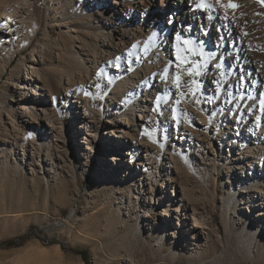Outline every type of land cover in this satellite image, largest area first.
<instances>
[{
    "label": "rangeland",
    "instance_id": "374dc122",
    "mask_svg": "<svg viewBox=\"0 0 264 264\" xmlns=\"http://www.w3.org/2000/svg\"><path fill=\"white\" fill-rule=\"evenodd\" d=\"M65 1L0 5L10 16V43L0 44V264H86L79 249L88 264H264V202L247 201L264 195V78L232 64L241 49L256 51L264 75V0H191L201 17L190 33L200 36L176 64L146 56L150 84L146 60L117 65L123 54L100 28L111 3L87 13L91 0ZM17 45L28 49L2 68ZM161 72L164 84L153 85ZM19 93L39 107L35 117Z\"/></svg>",
    "mask_w": 264,
    "mask_h": 264
},
{
    "label": "bare ground",
    "instance_id": "6f19581e",
    "mask_svg": "<svg viewBox=\"0 0 264 264\" xmlns=\"http://www.w3.org/2000/svg\"><path fill=\"white\" fill-rule=\"evenodd\" d=\"M15 1L16 0H0V5L1 4H7L8 5V4H11L12 2H15ZM71 1H69V0L65 1L64 4H66L67 8H68V5H70L69 2H71ZM159 1L160 2L158 4L152 0H112V1L104 0V3H103V0H91V3H87L88 6L83 9V10H86L87 13H96V11L99 9L100 6H104L108 2L112 4V6L109 8L113 9V12L112 11H110L109 13L107 12V14H109L111 16V18L109 17L106 20L102 21L103 26H101L100 28H106V29L110 28L109 29V32H110L109 37H110V40L113 42V48L114 49H117V48L120 49L122 54H123V58H116L117 65H122V64L124 65V64L131 63L132 60H134V59L136 60V58H138L137 63L134 64V68H135L138 66L140 67L141 61L143 63V60H146V62H145L146 68L144 67L145 69L143 71V74L145 76L143 77V79H147L146 78V74H148L147 68L150 64V61H148V59H146L145 57L146 56L149 57L151 55L150 53L152 51H154V53H157V55H158V53H161L162 57L164 59L171 58L170 60H173L175 62L174 64H176V63H178V60L181 58L179 56V48L186 50V49H190L191 47H194L193 45H194L195 39L198 36H200V32L198 33V31H196V33H194V32L190 33V29L192 27H194V25L196 23V18L201 17V13L199 12V9L196 8L194 3H190L191 0H159ZM227 1H229V0H227ZM219 2H220V0H219ZM96 3H97V5H95ZM82 4H83V2H82ZM227 5L228 4L226 3V6ZM16 6L15 7H13V5L11 6V8H13L12 11H14L15 13H17L16 9L18 7V6L17 7ZM92 8L95 10L92 11ZM7 11H8V8H4V9L0 10V25H1L0 26L1 27L0 32H2V35H0V44L2 46L6 45L7 43H10L9 37L6 36V33H9V32H6V30H4V28H6V26H8L7 25L8 18L10 19V16H5L6 15L5 12H7ZM135 11H137V12L141 11V13H142V24H140L138 21H136V18H135L136 16L134 14ZM4 18H5V20H4ZM124 18H127L128 20H125ZM165 18H168L167 27H164V25H163ZM253 20H252V22H253ZM170 22L173 23V27H175V28H176V26L174 24L176 22H178V27L176 28L177 30L172 32L174 35L173 37H170L169 33L167 32V29L170 25ZM212 22L213 21H211V24H212ZM262 22H264V21H262ZM37 23H39V20H37ZM106 24H108V25H106ZM251 24L252 23H250V25ZM197 27L199 29L200 25H198ZM249 27L250 26L248 25V28ZM256 27H257V25H256ZM234 28H235V26L231 25V28H227V31L230 32V34H232V32L235 31ZM198 29H196V30H198ZM256 29H254V31H256V33H257L258 29L257 30ZM260 30H262V29H260ZM34 31L36 33L37 29H34ZM207 31H211L212 35L214 37H216L217 28L213 27L210 29V26H209V28H207ZM254 31H253V33H255ZM47 33H51V30L47 31ZM135 33H139L140 35L136 36L134 39ZM192 34H193V37H192ZM31 35H32V33L29 35L27 32L26 36H27V38H30ZM247 35H249V34H247ZM177 37H179V39H177ZM108 45L110 46V44H108ZM220 45H222V44H220ZM246 46L248 47V44ZM27 49H28V47L26 45L15 46V48L12 51L11 50L9 51L8 55L4 56L5 58H4V62H2V68H5L9 64V60H11L15 54H17V53L24 54V52ZM240 51H241V54L239 55L240 59L239 60L234 59L235 61L232 62V64L235 65L236 67L240 68V69H242V67H244V65H246V66L248 65V68L252 69L255 73H258L260 78H264L263 69H262L261 65L259 64V62L257 61V55L258 54L256 53V51L251 52L245 48H243V50L241 49ZM182 54H183V52H182ZM212 54L218 55V54H216V51L213 52ZM154 60L158 61L157 58H155ZM246 60H247V62H246ZM178 65H180V64H178ZM172 66H173V64H172ZM28 67L34 68L32 65H28ZM178 67L180 68V66H178ZM103 68H105L104 64H103ZM174 68H176V66ZM178 71H179V69H178ZM185 74H183V75H185ZM2 75L3 74L0 73V77H2ZM26 76L30 78L29 74ZM165 76H166V74L161 72L158 76L159 83H153V85H160L161 84V86H162V84H164V79H165L164 77ZM96 78H98V76ZM90 79H93L94 82L97 81L99 84H101V82H102V81L100 82V79L95 80L94 78H91V77H90ZM151 79H152V77H151ZM151 79L145 80V83L147 82L150 84L152 82ZM103 81H104V79H103ZM17 82L19 83L18 88L25 89V87H26L24 85L25 84V78L23 80L21 78V81L18 80ZM118 83L120 84L119 86L122 85L121 79L118 80ZM43 85L46 86V84H44V82H43ZM43 85H41V86H43ZM181 86L186 87L187 84H183ZM47 87H48L49 91L52 92L53 95L60 96V94H61L60 87H58L57 85H55V86L47 85ZM43 89H45V87H42V91H43ZM96 92H97V90H96ZM102 92H104L103 89H102ZM162 92L164 93V91H162ZM36 93L37 92L34 91L33 95ZM181 93H182V91H181ZM37 94L40 95V93H37ZM181 95H183V94H181ZM33 98H35V97H33ZM30 99L31 98L28 99L27 96L19 93V100L22 101V105L19 108H21L24 111L27 109L28 110L27 112L30 113L32 111L31 108L32 109L34 108V106H32V105L26 106L27 102ZM81 102L84 103V107L86 109L87 106L89 105V101L86 98H84L81 100ZM174 108L178 111V103H175ZM37 110H39V107H35V110L32 111L34 117L37 115ZM44 113H46V111H44ZM81 117H83V119L86 120V118L88 116L85 113H82ZM186 125L188 127L190 126L189 124H186ZM109 130L113 131L111 128ZM26 133L28 135L32 136L31 132L27 131ZM121 137H124V138L130 137L131 141L136 140V141L140 142V140H141V137H138L136 135V133H134V132H129V133L127 132L126 133V131H125L124 133H122ZM117 143L118 142H116V144ZM126 146H128V145H125L124 147H126ZM113 148H116V149L119 148V150H117V151H120V152L124 151V149H121L122 143H118V145H114ZM146 148L149 149L148 146ZM126 150H128V149H126ZM126 150H125V152L128 153L129 151H126ZM115 154L116 153L113 152L112 156H114ZM132 156L133 155L129 154L127 157L130 161H129V163H127V165H125V167H124L125 171L129 170L130 163L132 162V158H133ZM145 159L149 160V157H147ZM231 163H233V160L231 161ZM247 163H249V160H247ZM249 165H250V163H249ZM112 169H115V167ZM130 170L132 172L134 169H132L130 167ZM109 171H110V169H109ZM263 171H264V168H263ZM117 172H118V168H116L115 173H117ZM124 175H125V173H124ZM140 175H142V173ZM177 191H178V189H177ZM214 192H215V190H214ZM241 192L244 193L245 190H241ZM229 193H230V199L228 200L227 203H229L236 194V192H234V191H230ZM254 193H257V192H254ZM0 196H3V195H0ZM176 196H177V194H176ZM257 197H258L259 201H257L256 203H253L254 201H253V199H251L252 197L247 199L249 206H260L259 202L260 203L264 202V195L262 192H259V195ZM159 199H160V202L163 201V200H161L162 198H159ZM2 200H9L10 201V199L7 197H2L1 201ZM160 202H158V203H160ZM247 210H248V208H247ZM198 214H199L198 215L199 218L203 217L202 213L198 212ZM164 215L165 216L168 215V217H170V213H166ZM177 219H179V218H177ZM199 221H201V220H199ZM178 223H179V221L177 222V224ZM206 224L209 225L210 222H206ZM180 225H185V224H183V222H181ZM207 225H205L204 228H207L208 227ZM192 228L197 230L198 234H200V229H199L198 224H193ZM195 230H193L191 232L193 234V238L196 237Z\"/></svg>",
    "mask_w": 264,
    "mask_h": 264
},
{
    "label": "trees",
    "instance_id": "16d2710c",
    "mask_svg": "<svg viewBox=\"0 0 264 264\" xmlns=\"http://www.w3.org/2000/svg\"><path fill=\"white\" fill-rule=\"evenodd\" d=\"M76 252L78 253V254H80L81 256H82V258H83V260L86 262V264H88V262H89V257H88V253H87V250H76Z\"/></svg>",
    "mask_w": 264,
    "mask_h": 264
},
{
    "label": "snow or ice",
    "instance_id": "6c2138e0",
    "mask_svg": "<svg viewBox=\"0 0 264 264\" xmlns=\"http://www.w3.org/2000/svg\"><path fill=\"white\" fill-rule=\"evenodd\" d=\"M218 2H219V0H218ZM231 7H235V5H230ZM197 7H201V8H203V7H207V5H205L204 3H203V0H201V2L197 5ZM177 39H179V37H177Z\"/></svg>",
    "mask_w": 264,
    "mask_h": 264
}]
</instances>
